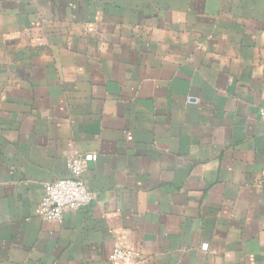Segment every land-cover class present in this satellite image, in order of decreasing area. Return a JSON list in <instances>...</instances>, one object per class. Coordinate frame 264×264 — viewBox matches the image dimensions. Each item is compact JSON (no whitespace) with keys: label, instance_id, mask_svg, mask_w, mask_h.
Returning <instances> with one entry per match:
<instances>
[{"label":"crops","instance_id":"0c3cea01","mask_svg":"<svg viewBox=\"0 0 264 264\" xmlns=\"http://www.w3.org/2000/svg\"><path fill=\"white\" fill-rule=\"evenodd\" d=\"M261 109L264 0H0V264H264Z\"/></svg>","mask_w":264,"mask_h":264},{"label":"built area","instance_id":"2783aa9c","mask_svg":"<svg viewBox=\"0 0 264 264\" xmlns=\"http://www.w3.org/2000/svg\"><path fill=\"white\" fill-rule=\"evenodd\" d=\"M264 118V109L260 111ZM96 159V154L73 153L67 159L69 175L47 182L43 186V195L34 212L45 221L60 220L67 212L82 208L91 202L93 192L83 180L87 163ZM135 254L119 243H114L108 260L110 264H135Z\"/></svg>","mask_w":264,"mask_h":264}]
</instances>
